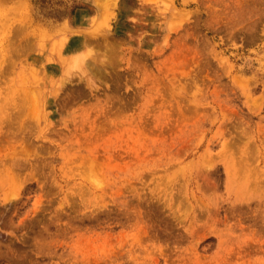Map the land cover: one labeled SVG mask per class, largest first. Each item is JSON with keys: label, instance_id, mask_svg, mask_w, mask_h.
<instances>
[{"label": "rangeland", "instance_id": "374dc122", "mask_svg": "<svg viewBox=\"0 0 264 264\" xmlns=\"http://www.w3.org/2000/svg\"><path fill=\"white\" fill-rule=\"evenodd\" d=\"M0 264H264V0H0Z\"/></svg>", "mask_w": 264, "mask_h": 264}, {"label": "crops", "instance_id": "0c3cea01", "mask_svg": "<svg viewBox=\"0 0 264 264\" xmlns=\"http://www.w3.org/2000/svg\"><path fill=\"white\" fill-rule=\"evenodd\" d=\"M89 2L92 4V3L94 2V0H89ZM90 10H91V9H90ZM76 13H77V15L82 14V12L79 13V11H77ZM80 19H82V18H80ZM82 23H84V19H83V20H80V22L78 21V26H79V24H80V27H81V26H82Z\"/></svg>", "mask_w": 264, "mask_h": 264}, {"label": "bare ground", "instance_id": "6f19581e", "mask_svg": "<svg viewBox=\"0 0 264 264\" xmlns=\"http://www.w3.org/2000/svg\"><path fill=\"white\" fill-rule=\"evenodd\" d=\"M60 47H61V44H60ZM9 48H10V49L12 48V44H10V45L8 44V48L6 49L7 52H9V51L12 50V49L10 50ZM35 64H38V63L36 62Z\"/></svg>", "mask_w": 264, "mask_h": 264}]
</instances>
